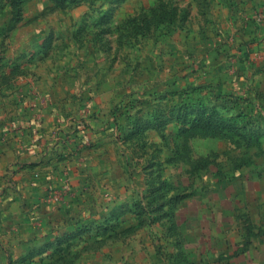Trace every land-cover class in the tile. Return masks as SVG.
Wrapping results in <instances>:
<instances>
[{
	"label": "rangeland",
	"instance_id": "rangeland-1",
	"mask_svg": "<svg viewBox=\"0 0 264 264\" xmlns=\"http://www.w3.org/2000/svg\"><path fill=\"white\" fill-rule=\"evenodd\" d=\"M42 1L27 8L39 9L40 26L49 29L44 51L71 50L66 56L88 67L81 74L104 67V76L128 97L115 113L136 115L115 133L119 190L99 196L116 195L117 206L101 209L114 198L95 194L87 206L96 212L81 225H144L126 238L135 251L124 245L127 254L135 264H164L183 234L209 241L215 225H242L246 209L264 208V117L241 109L239 95L214 99L220 89L208 83L209 65L227 63L229 36L245 24L215 16L232 10L225 0ZM60 54L46 56L55 62ZM90 77H98L94 69ZM98 88L89 86L88 95ZM107 245L101 248L111 253L106 264H118L122 249Z\"/></svg>",
	"mask_w": 264,
	"mask_h": 264
},
{
	"label": "crops",
	"instance_id": "crops-1",
	"mask_svg": "<svg viewBox=\"0 0 264 264\" xmlns=\"http://www.w3.org/2000/svg\"><path fill=\"white\" fill-rule=\"evenodd\" d=\"M40 2L0 0V264H106L111 253L101 248L109 243L122 249L118 264H135L126 252L128 247L135 254L134 245L126 238L144 225H81L96 212L88 210V198H114L101 209L114 206L116 195L99 196L119 190L122 160L115 133L128 128L135 111L115 113L128 97L104 76L99 69L104 67L97 64L81 74L88 67L74 64L66 56L71 50L58 45L44 51L41 39L49 29L40 26L39 9L27 8ZM225 5L232 10L215 9V16L232 22L240 17L245 24L229 36L227 63L209 65L216 74L208 83L220 89L214 99L239 95L241 109L262 121L264 0H225ZM55 51L63 54L54 62L46 55ZM93 69L98 77H90ZM98 85L88 95V87ZM61 191L62 201L53 199ZM244 212L242 225H215L209 241L183 234L164 264H264V208ZM176 227L186 232L185 225Z\"/></svg>",
	"mask_w": 264,
	"mask_h": 264
},
{
	"label": "built area",
	"instance_id": "built-area-1",
	"mask_svg": "<svg viewBox=\"0 0 264 264\" xmlns=\"http://www.w3.org/2000/svg\"><path fill=\"white\" fill-rule=\"evenodd\" d=\"M64 190H67V187H64ZM53 199H55L56 201H60L63 199V197L61 196V194H54Z\"/></svg>",
	"mask_w": 264,
	"mask_h": 264
},
{
	"label": "trees",
	"instance_id": "trees-1",
	"mask_svg": "<svg viewBox=\"0 0 264 264\" xmlns=\"http://www.w3.org/2000/svg\"><path fill=\"white\" fill-rule=\"evenodd\" d=\"M56 1H58V2H60V0H56ZM243 117V116H242ZM211 132H213L212 130H210Z\"/></svg>",
	"mask_w": 264,
	"mask_h": 264
}]
</instances>
